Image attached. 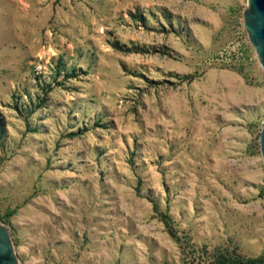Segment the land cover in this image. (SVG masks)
Masks as SVG:
<instances>
[{
  "label": "rangeland",
  "instance_id": "rangeland-1",
  "mask_svg": "<svg viewBox=\"0 0 264 264\" xmlns=\"http://www.w3.org/2000/svg\"><path fill=\"white\" fill-rule=\"evenodd\" d=\"M246 7L0 0V223L19 264L264 254Z\"/></svg>",
  "mask_w": 264,
  "mask_h": 264
},
{
  "label": "water",
  "instance_id": "water-1",
  "mask_svg": "<svg viewBox=\"0 0 264 264\" xmlns=\"http://www.w3.org/2000/svg\"><path fill=\"white\" fill-rule=\"evenodd\" d=\"M243 11V26L259 64L264 70V0H246ZM259 147L264 165V123L259 135ZM0 264H19L10 234L0 223Z\"/></svg>",
  "mask_w": 264,
  "mask_h": 264
},
{
  "label": "trees",
  "instance_id": "trees-1",
  "mask_svg": "<svg viewBox=\"0 0 264 264\" xmlns=\"http://www.w3.org/2000/svg\"><path fill=\"white\" fill-rule=\"evenodd\" d=\"M167 222V215L163 216ZM169 229V228H168ZM199 264H264V254H261L253 258H243L239 255H227V254H218L211 262L209 263H199Z\"/></svg>",
  "mask_w": 264,
  "mask_h": 264
}]
</instances>
